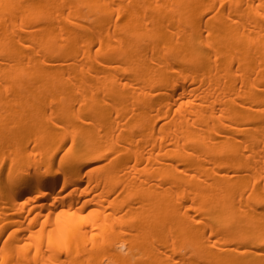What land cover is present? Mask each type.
<instances>
[{
	"label": "bare ground",
	"instance_id": "6f19581e",
	"mask_svg": "<svg viewBox=\"0 0 264 264\" xmlns=\"http://www.w3.org/2000/svg\"><path fill=\"white\" fill-rule=\"evenodd\" d=\"M0 264H264V0H0Z\"/></svg>",
	"mask_w": 264,
	"mask_h": 264
}]
</instances>
